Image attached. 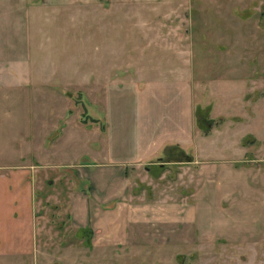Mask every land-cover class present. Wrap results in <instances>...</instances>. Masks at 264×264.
<instances>
[{
  "label": "rangeland",
  "instance_id": "1",
  "mask_svg": "<svg viewBox=\"0 0 264 264\" xmlns=\"http://www.w3.org/2000/svg\"><path fill=\"white\" fill-rule=\"evenodd\" d=\"M185 83L188 141L133 162L142 122L186 134ZM5 123L37 175L0 264H264V0H0Z\"/></svg>",
  "mask_w": 264,
  "mask_h": 264
},
{
  "label": "crops",
  "instance_id": "2",
  "mask_svg": "<svg viewBox=\"0 0 264 264\" xmlns=\"http://www.w3.org/2000/svg\"><path fill=\"white\" fill-rule=\"evenodd\" d=\"M184 82L185 79L177 81L182 86ZM185 85V109L176 110V112L184 115V123L181 125L186 134L183 133V136H179L180 134L174 132L173 136L157 140L159 129H157V132H155V129L158 124L162 123L161 120L156 118L158 123L156 122L153 125L152 118L142 122V136L140 135L139 139L145 142H137L139 147L136 150V159L133 162L139 163L155 156L162 148L171 145V143H185L188 141L195 112L191 98V86L187 83ZM104 111L107 138L110 140L115 123L110 117L111 110ZM156 111L148 110L146 114H152ZM160 111L163 113L168 112V110ZM176 124L179 126V123L176 122ZM13 136L11 125L5 123L4 126H0L1 148L11 147L14 140ZM15 137L19 138V135ZM9 144L11 145L9 146ZM151 147L152 150H149ZM23 158L22 154L16 153L15 156H12L5 155L0 151V258L4 259L12 255L28 254L31 243L34 242L33 181L34 176L37 175V167L26 162Z\"/></svg>",
  "mask_w": 264,
  "mask_h": 264
},
{
  "label": "flooded vegetation",
  "instance_id": "3",
  "mask_svg": "<svg viewBox=\"0 0 264 264\" xmlns=\"http://www.w3.org/2000/svg\"><path fill=\"white\" fill-rule=\"evenodd\" d=\"M184 157L189 158L188 156H184ZM174 158H176V157H174ZM175 161H177V160H175ZM178 161H179V160H178Z\"/></svg>",
  "mask_w": 264,
  "mask_h": 264
}]
</instances>
